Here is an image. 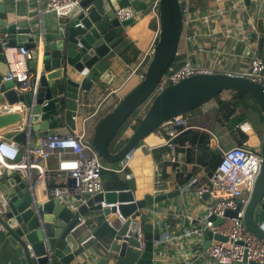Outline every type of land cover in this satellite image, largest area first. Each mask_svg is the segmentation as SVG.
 Listing matches in <instances>:
<instances>
[{
  "label": "water",
  "instance_id": "95a60500",
  "mask_svg": "<svg viewBox=\"0 0 264 264\" xmlns=\"http://www.w3.org/2000/svg\"><path fill=\"white\" fill-rule=\"evenodd\" d=\"M244 1L249 8L250 0ZM127 5L137 12L146 8L145 0H80L50 33L49 42L45 43L40 36V46L35 42L32 29L21 25L14 15L9 16L8 13L13 12H7L5 5H0V102L16 106L11 111H0V133L6 138L28 142V146L34 148L40 146L41 138L51 133L66 135L76 130L77 117L87 107L93 85L100 81L110 87L119 78L112 50L123 40L134 18L119 21L113 12ZM182 9L181 0H158V33L144 77L98 118L91 134L92 148L105 164L119 165L146 146L148 136L154 131L176 123L222 92L248 95L260 113L259 121L248 134L258 136L257 144L252 147L258 146L261 164L242 220L248 231L264 241L261 202L264 196V87L241 73L204 72L158 90L162 76L177 56L184 31ZM255 18L261 47L264 0L255 10ZM17 47L28 50L27 67L33 74L24 87L14 80H4L10 70L9 50ZM235 52L249 55V49L240 41L236 43ZM139 109L144 110L136 125L126 139L118 140L125 124ZM58 122L65 126L54 127ZM19 126L22 130H17ZM210 142L214 147V139ZM214 153L219 154V151L214 149ZM5 178L10 196L9 211L1 220L18 264H71L108 232H114L116 240L121 239L115 234L121 227L120 218L132 213L140 216L142 209L173 195L136 197L133 190L125 189L100 192L79 203L78 196L67 194L36 205L35 209L31 190L20 171L8 169ZM49 184L52 185L53 180ZM73 185L74 180L69 179L68 186ZM226 214L236 213L228 211ZM86 223L94 224L89 238L84 236L88 230ZM140 227L145 244L135 264H152L154 236L150 222H130L129 237L121 241L119 256H125L127 247L139 248L136 238ZM205 236L208 245L210 231L205 232ZM214 238L225 241L218 235ZM249 264L257 263L250 261Z\"/></svg>",
  "mask_w": 264,
  "mask_h": 264
},
{
  "label": "crops",
  "instance_id": "0c3cea01",
  "mask_svg": "<svg viewBox=\"0 0 264 264\" xmlns=\"http://www.w3.org/2000/svg\"><path fill=\"white\" fill-rule=\"evenodd\" d=\"M235 1L226 0V15L221 19L213 18L208 24L195 18L198 13L208 10L211 0L203 1L202 7L196 6L193 1H190V18L184 19V31L179 51L188 55L195 54L194 60L204 67H209L213 72L243 73L248 70L250 49L244 40V34L248 32L246 27L249 18L244 9H230V5ZM242 1L245 8L250 9L253 13L251 16L256 25L255 10L261 0H250L249 8L245 1ZM44 2L45 0H0V5H5L7 12H13V14L8 13L9 16L14 15L21 25L32 29L35 42L40 43L38 39L42 36L46 43L52 39L50 33L56 29L62 19H57L52 13H45L43 11ZM145 2V10L136 11L133 24L127 28L123 40L112 50L117 59L115 67L118 80L110 87L100 81L93 85L89 104L77 117L74 132L84 131L89 135L88 130L94 127L98 118L107 113L117 103L116 101L139 82L135 75L124 80L128 78L129 70L139 63L146 66L158 33L156 11L152 9L147 0ZM195 33L199 36H196L194 40L189 38L186 40V37ZM260 37L258 32V38L251 37L250 42L256 44L257 52L264 59V41L260 47ZM238 41L249 49V55L245 56L235 52ZM18 48L9 50L10 69L14 68L15 62H19L23 69L28 70L29 55H19ZM243 50L241 48V51ZM29 83L30 79L24 83V86ZM119 86L120 89L116 96L106 97L112 88ZM231 98L232 95L228 91L222 92L202 107L182 116L177 121L178 125L170 123L154 131L148 136L146 146L136 150L128 161L126 169L131 173L132 178L126 181L129 185L128 189L131 188L136 197L153 195V180L156 178L161 179L164 184V190L155 193L156 195L173 194L165 200L149 206L148 210L145 209L139 216L141 221L153 224L154 239L160 237V225L164 223L170 225L173 234L179 235L167 243L154 246L152 264H184V260H188L189 264H207L206 260L197 255L200 248L209 245H207L208 239L205 234L199 232L193 236L194 238L181 236L186 230L198 226L197 220L206 210L208 194L205 193L199 197L196 191L199 187L209 184V177L224 150L238 145L245 146L246 143L252 146L258 141L257 135L248 134L249 129L253 127L251 121H254L249 112L258 113L260 116L258 108L248 95H244L232 106L235 112L231 116H227L223 112L224 105L221 104V101ZM143 110L137 111L139 116L132 120L131 126L142 116ZM53 126L62 127L65 125L63 122H58ZM171 127L183 131L195 129L199 133L206 132L209 135V140L214 139V147H211L210 141L209 143L200 141L199 135L196 140L191 141L192 135L188 133L182 142H177L176 136L172 141L174 145V159H172L171 151L166 143L168 139L166 129ZM128 129L129 127L124 132L121 131L120 135L127 134ZM214 149L219 151V154L214 153ZM48 164L49 166L55 165V160L50 159ZM106 167L107 169L111 168V165H106ZM102 205L105 206L103 202ZM93 227L94 224H91L84 235L85 238L91 234ZM120 245L121 242L113 240L107 246L101 241H97L71 264H135L142 250L127 247L125 256L120 257ZM0 264H18V258L4 232L0 233Z\"/></svg>",
  "mask_w": 264,
  "mask_h": 264
},
{
  "label": "built area",
  "instance_id": "2783aa9c",
  "mask_svg": "<svg viewBox=\"0 0 264 264\" xmlns=\"http://www.w3.org/2000/svg\"><path fill=\"white\" fill-rule=\"evenodd\" d=\"M80 0H45L43 11L45 13L54 14L57 19L61 20L66 13L78 4ZM152 9L156 11L158 0H147ZM183 5L184 19L190 18L189 3L192 0H181ZM226 0H211L208 10L196 15V20H200L204 24H208L213 18L221 19L226 15L225 8ZM244 9L247 12L249 23L244 34L245 42L250 49L249 68L241 73L242 75L260 83L264 87V59L257 52L256 44L250 42V38H258L255 21L252 19V12L246 9L242 0H236L230 5V9ZM113 15L119 21H126L135 18L136 10L130 6H124L116 9ZM158 19V17H157ZM201 35V34H200ZM199 34L189 35V38L194 40ZM39 43L38 46H40ZM19 55L27 56L28 50L24 47H19ZM195 55V54H194ZM194 55H188L177 51V56L182 58V64L177 67L171 66L159 82V89L174 84L192 74L213 72L209 67H204L194 60ZM193 57V58H192ZM145 67L139 63L136 67L129 70L128 80L132 75H135L140 81L145 74ZM32 72L23 69L19 62H15L4 77V80H14L19 83L20 87H24V83L32 77ZM121 86V85H120ZM119 87L112 88L106 95L108 98L111 95H117ZM105 100V99H104ZM117 102V101H116ZM89 104V103H88ZM87 104V106H88ZM99 106V105H98ZM15 105L7 103L0 104V111H11L15 109ZM18 109H21L18 106ZM143 110V109H142ZM139 111V110H138ZM138 112L135 113L133 119L137 118ZM140 118V117H139ZM139 118L129 127L128 133L119 135L120 141L126 139L131 129L136 125ZM178 125L179 123L176 122ZM22 127L19 126V129ZM180 129L171 127L166 129L168 136L167 145L174 159L173 139L179 134ZM132 156V155H131ZM130 156V157H131ZM129 158L120 161L116 168H108L116 172H122L128 165ZM55 160V165L49 166L48 161ZM261 164V154L258 146H234L224 150L221 157L214 167L210 177L209 184L201 186L197 189L196 194L201 197L205 193L208 194V204L202 217L198 221V226L191 230H186L181 234L184 237H193L199 232L205 234L210 231L211 238L209 245L205 248H200L197 255L206 260L207 264H249L250 261L257 264H264V241L258 238L254 233L248 231L243 225L244 207L249 200L250 193L253 189L255 179L259 173ZM105 164L93 150L91 145V136L86 135L84 131L69 133L66 135L49 134L41 138L40 146L30 148L28 142H22L15 138H6L3 133H0V233H6L2 223V218L9 211V192L7 191V181L5 173L8 169L20 171L22 179L27 182L33 198V204H42L50 199L61 198L67 194L78 196L77 201L84 203L89 197L94 194L105 192L103 189V181L101 172L105 168ZM125 180H131L130 172H125ZM73 179L74 185L68 186V180ZM53 180L50 185L49 181ZM164 190V184L161 179L153 180V196L155 193ZM264 205V196L261 200ZM145 209L148 210V207ZM145 209H142V214ZM228 211L235 212V215H227ZM121 220V227L116 232L121 239L113 241H127L129 224L133 220L142 222L139 216L132 213L128 217ZM221 220L216 225L215 223ZM85 226L89 229L91 223H86ZM160 237L154 239L153 246L167 243L179 235L173 234L168 223L160 225ZM215 235L225 238L217 240ZM91 237L89 235L87 238ZM194 238V237H193ZM136 241L139 244L140 250L144 248V235L141 227L138 231ZM184 264H189L188 260H184Z\"/></svg>",
  "mask_w": 264,
  "mask_h": 264
},
{
  "label": "trees",
  "instance_id": "16d2710c",
  "mask_svg": "<svg viewBox=\"0 0 264 264\" xmlns=\"http://www.w3.org/2000/svg\"><path fill=\"white\" fill-rule=\"evenodd\" d=\"M192 1H193L194 5L202 7L204 4L203 1H205V0H192ZM180 64H182V58L180 56H176L175 61H174L172 66L177 67ZM228 92L232 95V98L229 100L221 101V104L224 105L223 112L225 113V115L231 116L235 112V110L232 108V106H234L236 104L237 100L240 97L244 96L245 94L240 93V92H235V91H228ZM249 115L251 118L254 119V121H251V122H253L252 123L253 125H254V122L257 123L260 119V116L258 113L249 112ZM92 131H93V128L89 129L88 134L91 135ZM188 133H190V135H192L191 139L187 138V139H190L191 141L196 140L198 135L200 136V139H201L200 141H202L203 143H209V141H210L209 135L206 132H200L199 133V131L195 130V129H187L186 131H183L182 129H180L179 135H177V137L175 139L177 140V142H179V141L182 142L183 139H186ZM157 151H161V150H157ZM103 164H105V163H103ZM105 165H108V164H105ZM111 168H116V166L115 165L111 166ZM125 172H128V170L125 169L122 172H116V171L108 170V169L102 170L101 176H102V181H103V189L106 191H120V190L128 189L129 185L124 178ZM5 180L7 181V178H5ZM113 237H114V232H108L100 241L102 244L107 246V245H109V243L111 242Z\"/></svg>",
  "mask_w": 264,
  "mask_h": 264
},
{
  "label": "rangeland",
  "instance_id": "374dc122",
  "mask_svg": "<svg viewBox=\"0 0 264 264\" xmlns=\"http://www.w3.org/2000/svg\"><path fill=\"white\" fill-rule=\"evenodd\" d=\"M253 102V101H252ZM251 102V103H252ZM254 103V102H253ZM255 105V104H254ZM256 106V105H255ZM134 116H135V114L129 119V121L125 124V126H124V128H123V130H122V132H124L125 131V128L127 127V126H130V124L132 123V119L134 118ZM87 135V134H86ZM103 163V162H102ZM105 168H106V166H105Z\"/></svg>",
  "mask_w": 264,
  "mask_h": 264
},
{
  "label": "bare ground",
  "instance_id": "6f19581e",
  "mask_svg": "<svg viewBox=\"0 0 264 264\" xmlns=\"http://www.w3.org/2000/svg\"><path fill=\"white\" fill-rule=\"evenodd\" d=\"M158 32V31H157ZM147 62V61H146ZM145 63V62H144ZM173 65V64H172ZM140 113V112H139ZM134 115V114H133ZM133 120V119H132ZM124 128V127H123ZM104 163V162H103ZM102 177V176H101ZM153 180V179H152ZM129 189H131V188H129ZM125 190V189H124Z\"/></svg>",
  "mask_w": 264,
  "mask_h": 264
}]
</instances>
